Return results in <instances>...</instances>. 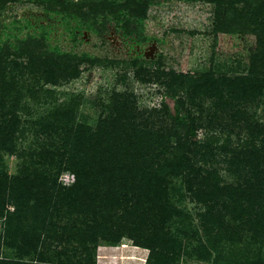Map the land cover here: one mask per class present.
I'll return each instance as SVG.
<instances>
[{"label":"rangeland","instance_id":"obj_1","mask_svg":"<svg viewBox=\"0 0 264 264\" xmlns=\"http://www.w3.org/2000/svg\"><path fill=\"white\" fill-rule=\"evenodd\" d=\"M153 1L158 4L144 6L129 1L110 8L88 3L74 6L72 16L37 0H0L1 39L15 44L19 39L43 36L48 45L60 51L91 57L79 66L76 77L56 85H45L39 73H25L17 80L21 92L14 95H19L21 105L15 113L19 120L15 149L0 154V181L8 195L15 178H22L25 186H37L44 180H53L57 189L75 185L76 176L66 166L68 155L62 146L67 142V147L77 146L78 139L65 140L67 133L53 131L70 118L72 123L94 131L109 119L114 104L125 103L126 115L136 119L139 130L164 131L167 142L165 148L152 145L154 152L152 148L143 152L131 169L127 187L117 183L110 188L118 195L130 188L145 202L142 213L136 216H120L124 206L116 202L106 210V216L113 217L105 219V224L113 227L115 239L99 238L97 243L86 245L76 236V229L86 230L94 215L81 212V200L74 208L72 193L53 210L31 198L25 203L24 216L12 221L8 235L7 218L0 217V264H152L150 249L135 246L123 233L119 239V224L133 218L138 225L145 219L144 229L149 233L155 228L151 220L160 208L168 214L156 243L161 260L166 258L167 264H264V183L257 191L252 188L257 197L244 194L249 183L262 182L264 75L259 79L263 82L259 91H250L246 97L238 91L258 84L250 67L263 59L264 52L259 51L264 47V17L257 23L251 21L252 25L238 34H229L219 30L224 28L225 3ZM119 9L143 19L140 35L128 34L116 20ZM11 59L26 62L24 58ZM241 81H245L242 86ZM176 91L183 112L198 126L197 137L192 139L197 150L187 167L169 173L164 168L178 160L181 149L175 150L178 145L170 133L173 123L162 102L172 110L173 100L163 97ZM68 125L69 129L72 125ZM131 127L128 123V129ZM204 145L207 147L202 149ZM246 148L250 152L255 149L258 160L255 155L242 154ZM200 191H205L204 201L195 197ZM8 195L5 214L15 207ZM3 197L0 194V200ZM46 208L50 209L47 217ZM207 214V221L201 224V217ZM44 220L50 222L53 232L41 231ZM4 238L8 244H3ZM43 244L47 252L40 256Z\"/></svg>","mask_w":264,"mask_h":264},{"label":"trees","instance_id":"obj_2","mask_svg":"<svg viewBox=\"0 0 264 264\" xmlns=\"http://www.w3.org/2000/svg\"><path fill=\"white\" fill-rule=\"evenodd\" d=\"M12 1V0H11ZM14 1V0H13ZM41 3L48 5H53L60 7L69 15H72V10L74 6L85 5L88 3H96L100 6H109L110 8L116 7L117 5H123L127 2H135L140 5L149 6L156 5L158 2L153 0H37ZM183 2H196L205 1L214 4H223L227 6V10L224 11L223 16V26L224 28H219L222 32H227L229 34H238L243 31V28L247 25H252L251 21L257 23L258 20L264 17V0H181ZM4 3V1H2ZM243 6L241 10L237 9V6ZM79 10V9H78ZM81 10V9H80ZM79 10V11H80ZM116 20L123 24V27L128 34L137 32L138 35L143 29V19L137 17L132 12H128L126 9H119L115 14ZM80 17V16H79ZM134 24V28L131 29L130 25ZM76 29H81L78 25H75ZM83 28V27H82ZM86 29L95 31V28L91 26H85ZM39 39V41L36 40ZM264 46V45H263ZM262 46V47H263ZM264 52V47L260 49L259 53ZM12 56L16 58H24L26 62H15ZM258 57L256 55L254 60ZM263 59L259 63H253L250 67V72L258 81L257 85L243 86L238 89L245 97L250 91L257 92L263 87V82L260 83V76L264 75V55ZM91 57L88 54H71L60 51L57 47H52L45 42L43 36H30L28 38L19 39L15 44L9 43L7 40L1 39L0 34V154L1 153H12L15 149L14 139L18 132L19 120L15 116L16 111L20 109L21 98L18 94L21 90H18L17 80L23 74L27 73L30 75L40 74L44 79L45 85H56L60 80H68L74 78L79 73V66L83 63L89 62ZM251 76L248 78L250 79ZM245 81L239 83L240 86L243 85ZM176 92L172 94H165L163 98H170L173 100V108H168L162 102L165 109V114L168 119L173 123L171 129V136L175 138L177 142V147L175 150L181 149L178 155V160H172L168 162L165 171L172 173L177 172L181 166L187 167L189 161L196 153V144L192 139L197 137V124L190 114L183 112L181 99L176 98ZM253 94V93H252ZM127 104H114L111 108L109 119H104L102 123L92 131L89 128L76 125L72 123V119H68L63 125H57L54 127V132L60 131L67 133L65 140L70 137H75L78 139L77 146L72 148L67 147L69 142L65 144L63 149L65 154L68 155L67 167L75 174L76 183L70 189L56 188V183L53 180H44L42 184L37 186H25L22 178H15L10 184L12 194H7L6 185L0 181V194L4 197L0 200V217H6V235L9 234L11 229V223L14 219H21L24 216L26 209L25 203L29 202L32 198L34 201L38 202L39 205L44 207V204H49L51 210L60 208V204L63 202L64 196L68 194H74V198L71 199L73 207L78 205L77 200H81V212L92 213L94 215L93 223L86 230L77 228L75 233L76 236L80 237L86 242V245H93L98 242L99 238L105 241H110L115 239V232L113 233V227L105 224V219L111 218L113 216H106V210L114 202L118 203L120 206H124L123 214L120 216H136L138 213H142L143 203L142 197H139L135 192L130 190H124L123 193L113 194L110 192V188L115 184L119 183L122 186L127 187L129 185V178L131 176V169L139 163V159L143 156V152L152 148L154 152V147L165 148L164 137L166 134L164 131H154V132H143L135 126L136 119H130L127 116L128 113ZM66 116L68 114H61ZM127 117V118H125ZM120 118H123L122 120ZM132 124L134 127L128 129V123ZM69 124L72 126L68 129ZM64 140V141H65ZM200 147V146H199ZM207 146L204 145L202 149ZM163 150V149H162ZM249 148L243 150L244 155H255L258 152L253 149L252 152L248 151ZM2 157L0 156V161ZM258 160V159H257ZM255 161V160H254ZM1 164V163H0ZM260 168V166L258 167ZM0 174L1 171H0ZM261 178L260 183L250 184L244 189V194L256 196L252 188L257 191L259 185L264 183V169L259 171ZM1 177V175H0ZM40 177L37 176L36 179ZM158 179H162L159 177ZM156 182H160L159 180ZM164 179V177H163ZM40 180V179H39ZM24 181H29L24 179ZM125 189L121 188L120 190ZM228 190V188H225ZM15 190L17 193H13ZM162 192L166 193V189L162 188ZM216 194V198L219 196ZM11 196L15 202V207L12 212L4 213V208L6 207L5 196ZM157 195V194H156ZM205 191H200L195 197L198 200L204 201ZM149 196L147 199H150ZM244 199L243 197L241 200ZM211 200L208 199L207 201ZM157 202V201H156ZM157 204V203H156ZM207 204V203H206ZM116 206V204H115ZM209 208V207H208ZM163 209V210H162ZM92 210V211H91ZM44 211L45 216L50 212L47 208ZM158 213V212H155ZM41 214V212H40ZM168 210L164 208L159 209V214L153 217L154 230L147 233L144 229L146 228V220L140 218L141 223L138 225L133 222V218L129 223L128 221L121 222L119 224V239L122 236H126L131 239L135 246L145 247L150 249V259L152 264H167L164 262L166 258L163 257L161 260V249L158 247L156 241L160 238L159 231L163 229V225H166V215ZM44 216V217H45ZM209 215H204L201 217V224L207 221ZM45 217V219H46ZM120 217V220L121 218ZM126 220V219H125ZM88 218H85V222ZM46 220L41 224V231L53 232V229L48 221ZM133 222V223H132ZM88 223V222H87ZM86 223V225H87ZM66 230V229H65ZM65 230L63 232H65ZM121 233L122 236H121ZM64 236V233H63ZM65 239V237H62ZM40 239V234L37 235L36 241ZM6 238H4L3 244L6 243ZM8 244V242H7ZM167 243H164L166 245ZM161 245V244H159ZM87 246H84L86 249ZM42 252L40 256L46 254V245L43 244L41 247ZM159 252H158V251ZM169 260L172 261L171 258ZM41 264L42 262L39 261ZM82 262L81 264H83ZM2 264H5L3 262ZM7 264V263H6ZM9 264H19V263H9ZM43 264V263H42Z\"/></svg>","mask_w":264,"mask_h":264},{"label":"flooded vegetation","instance_id":"obj_3","mask_svg":"<svg viewBox=\"0 0 264 264\" xmlns=\"http://www.w3.org/2000/svg\"><path fill=\"white\" fill-rule=\"evenodd\" d=\"M73 1H77V0H73ZM80 30H82V27H81V29ZM130 34H132V33H130ZM134 34V33H133ZM138 35V34H137ZM139 42V41H138Z\"/></svg>","mask_w":264,"mask_h":264}]
</instances>
